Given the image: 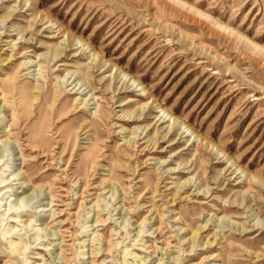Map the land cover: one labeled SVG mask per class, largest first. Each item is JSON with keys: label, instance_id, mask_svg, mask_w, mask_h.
I'll return each mask as SVG.
<instances>
[{"label": "rangeland", "instance_id": "1", "mask_svg": "<svg viewBox=\"0 0 264 264\" xmlns=\"http://www.w3.org/2000/svg\"><path fill=\"white\" fill-rule=\"evenodd\" d=\"M0 33V264H264V0H0Z\"/></svg>", "mask_w": 264, "mask_h": 264}, {"label": "bare ground", "instance_id": "2", "mask_svg": "<svg viewBox=\"0 0 264 264\" xmlns=\"http://www.w3.org/2000/svg\"><path fill=\"white\" fill-rule=\"evenodd\" d=\"M6 32H8V30H6ZM10 33H11V31H10ZM1 35L2 34L0 33V36ZM51 39H54V38H51ZM25 43L26 42H24V44ZM78 44H80V47L79 48L82 49V51L87 52L88 49H86V44H84V42L82 40L78 39ZM14 46H15L14 47V51H15L17 46L16 45H14ZM23 48H26V47L25 46H21L20 47V50L23 49ZM74 57H77V56H74ZM63 58H64V56H62L61 54H58V55L52 57L51 58V61H50L51 65H53L52 67H54V65H56L57 62H61L62 61L61 59H63ZM32 64H33V62H32ZM40 68H41V66H40ZM121 78H122V81H124V83H128V85L132 86L133 88H135L139 92H142L143 94L146 93L145 90L142 88V85L139 84L138 81L129 78V76L127 74H123L121 76ZM68 84H70V79L67 80V85ZM78 85H76V87H78ZM84 86H87V84H84ZM76 87H74V88H76ZM87 88H89V86ZM81 89H82V87L79 88L77 91H80ZM82 94H83V92H82ZM88 94H84V95H88ZM160 113H161V115H160L159 121H162V123H172V124H169V127L167 129L169 130V132H168L169 135L174 134V132H175V125L177 124L178 121L176 122V120L173 118V116H171L165 110H161ZM14 117L15 116L13 115V120L15 119ZM182 126H184V125H182ZM185 131L186 132H184V133L187 134L189 132V129L186 127L185 128ZM145 138H147V137H145ZM189 143H191V140H189ZM159 147H161V146H159ZM155 148H156V146L154 144V147H152V150H155ZM164 161H166V160H164Z\"/></svg>", "mask_w": 264, "mask_h": 264}]
</instances>
